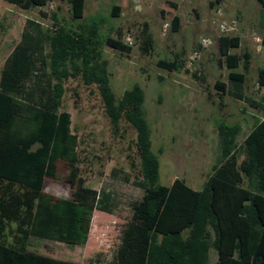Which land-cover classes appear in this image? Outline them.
Listing matches in <instances>:
<instances>
[{
	"label": "trees",
	"instance_id": "1",
	"mask_svg": "<svg viewBox=\"0 0 264 264\" xmlns=\"http://www.w3.org/2000/svg\"><path fill=\"white\" fill-rule=\"evenodd\" d=\"M24 9L40 7L50 0H6ZM73 19L82 16L84 0H67ZM223 0H209V6ZM258 20L264 46V0ZM172 8L174 4H170ZM120 5L112 4L109 15L118 17ZM50 27L25 18L18 41L0 69V264H68L38 253L34 240L63 243L70 251L82 246L89 231L92 209L108 212L109 193L97 191L95 206L85 200L56 198L43 191L45 177L54 178L57 162L67 165L72 195L80 192L74 136L69 114L60 110L63 81L78 73L84 83H96L104 112L114 130L123 117L135 129V150L141 188L131 204V220L138 235L136 244L118 246L114 264H264V119L256 122L239 144L237 124H216V162L201 188L193 189L181 178L169 185L158 183V161L151 151L149 128L142 112L143 93L138 85L115 97L101 58L94 26L78 24L68 31L54 12ZM179 18L170 17L176 30ZM145 26V25H144ZM143 53L152 47L150 34L142 30ZM109 47L129 53L119 38L104 37ZM237 36L221 34L217 49L230 70V88L213 81L214 89L228 93L264 112V97L252 100L242 91L244 74L236 71ZM45 47L48 50H45ZM156 65L179 71L174 57ZM192 77L201 78L200 71ZM257 83L264 85V69L257 70ZM215 251L209 262L208 249Z\"/></svg>",
	"mask_w": 264,
	"mask_h": 264
},
{
	"label": "rangeland",
	"instance_id": "2",
	"mask_svg": "<svg viewBox=\"0 0 264 264\" xmlns=\"http://www.w3.org/2000/svg\"><path fill=\"white\" fill-rule=\"evenodd\" d=\"M208 1L140 0L139 8L132 10L130 0H84L82 16L73 19L67 0H50L29 9L0 0V69L19 39L25 18L50 27L49 14L54 12L68 31L78 30V24L94 26L114 96L135 84L142 90V112L150 132V149L158 161V183L169 185L177 177L199 189L216 162L217 122L237 124L235 142L239 144L249 129L264 119V112L213 87V81L219 80L230 88V69L225 67L217 49V37L222 33L213 23L214 5L209 6ZM112 4L120 5L118 17L109 15ZM221 5L224 18L237 19V29L227 35L239 38L238 46L230 51L238 58L235 70L244 74L243 94L260 100L264 97V85L257 83V70L264 69L260 5L257 0H223ZM173 14L179 18L177 29L169 26L161 34L162 22L169 21ZM143 29L152 40L146 53L140 49ZM125 32L135 37L129 53L103 41L106 36L121 39ZM202 36H207L211 43L201 50L199 61L188 67L187 57ZM174 57L182 63L179 71L156 65L159 59ZM193 71L197 75L200 71V80L192 77ZM59 109L69 114L82 190L72 195L66 179L67 165L58 161L54 178H44L43 191L56 198L85 200L93 206L97 191L108 192L109 211L100 210L97 205L92 209L87 239L82 246L74 245L72 251L55 241L34 240L29 245L33 251L68 264H114L113 251L127 243L134 245L138 239L131 220V204L142 192L135 184L140 177L135 129L121 117L118 129L114 130L96 83H84L79 73L63 81ZM208 257L209 262L215 260L212 248L208 249Z\"/></svg>",
	"mask_w": 264,
	"mask_h": 264
},
{
	"label": "built area",
	"instance_id": "3",
	"mask_svg": "<svg viewBox=\"0 0 264 264\" xmlns=\"http://www.w3.org/2000/svg\"><path fill=\"white\" fill-rule=\"evenodd\" d=\"M140 6V0H130V8L132 10H137ZM221 2L218 4H215L213 8L214 18L213 23H215L216 28L218 31L222 34H227L229 32H233L237 29V19L235 17L230 18H224L223 15H221ZM170 26V21H163L161 26V34H164L166 30ZM120 41L129 47H132L135 43V37L131 32H125ZM211 43L210 39L207 36H202L198 39L197 44L192 49L190 54L187 57L186 66L191 67L196 64L201 55V50L205 47H207Z\"/></svg>",
	"mask_w": 264,
	"mask_h": 264
},
{
	"label": "clouds",
	"instance_id": "4",
	"mask_svg": "<svg viewBox=\"0 0 264 264\" xmlns=\"http://www.w3.org/2000/svg\"><path fill=\"white\" fill-rule=\"evenodd\" d=\"M215 6V5H214ZM170 21V20H169Z\"/></svg>",
	"mask_w": 264,
	"mask_h": 264
},
{
	"label": "crops",
	"instance_id": "5",
	"mask_svg": "<svg viewBox=\"0 0 264 264\" xmlns=\"http://www.w3.org/2000/svg\"><path fill=\"white\" fill-rule=\"evenodd\" d=\"M247 134V133H246Z\"/></svg>",
	"mask_w": 264,
	"mask_h": 264
}]
</instances>
